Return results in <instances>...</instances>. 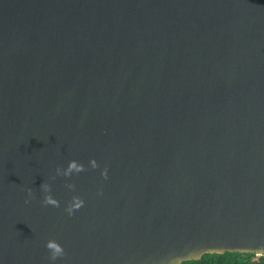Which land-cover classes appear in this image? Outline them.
Here are the masks:
<instances>
[{
  "label": "water",
  "instance_id": "95a60500",
  "mask_svg": "<svg viewBox=\"0 0 264 264\" xmlns=\"http://www.w3.org/2000/svg\"><path fill=\"white\" fill-rule=\"evenodd\" d=\"M225 252H264V0H0V264Z\"/></svg>",
  "mask_w": 264,
  "mask_h": 264
},
{
  "label": "trees",
  "instance_id": "16d2710c",
  "mask_svg": "<svg viewBox=\"0 0 264 264\" xmlns=\"http://www.w3.org/2000/svg\"><path fill=\"white\" fill-rule=\"evenodd\" d=\"M186 264H264V257L238 252L207 253L200 260L186 261Z\"/></svg>",
  "mask_w": 264,
  "mask_h": 264
},
{
  "label": "clouds",
  "instance_id": "9594fccd",
  "mask_svg": "<svg viewBox=\"0 0 264 264\" xmlns=\"http://www.w3.org/2000/svg\"><path fill=\"white\" fill-rule=\"evenodd\" d=\"M93 167H95L94 162H93ZM72 169H75L76 171L81 170L79 165H77V164L74 163V162H70L69 165H68V168L65 169L64 174L67 175L68 171H70V170H72ZM60 171H61V170H60V168L58 167V168L56 169L57 174H59ZM41 187H42V189L44 190L45 193L48 192L49 186H48L47 184H43ZM29 194H31V191H30V190H29ZM49 202H51V201H50V197H48L47 195H45V197H44V203L47 204V203H49ZM66 211L68 212L69 215H71V213H72V208H71V207H70V208H67ZM45 246L51 250V257H50V259H51L52 261H55V259H56V257H57L58 255H62V248L59 247V246H57L56 244H52V245L49 247L48 243H46ZM259 255L262 256V257H264V252L260 253ZM196 258H197V257H182V258H180V259H178V260H177V259H173L172 261L169 262V264H186V261H188L189 259H196ZM200 258H202V257H200Z\"/></svg>",
  "mask_w": 264,
  "mask_h": 264
}]
</instances>
